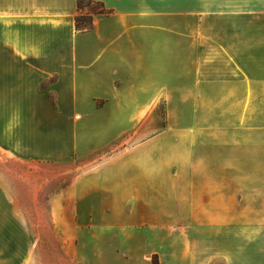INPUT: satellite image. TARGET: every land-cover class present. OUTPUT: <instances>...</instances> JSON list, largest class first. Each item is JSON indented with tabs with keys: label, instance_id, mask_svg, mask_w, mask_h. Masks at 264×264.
Instances as JSON below:
<instances>
[{
	"label": "crops",
	"instance_id": "crops-1",
	"mask_svg": "<svg viewBox=\"0 0 264 264\" xmlns=\"http://www.w3.org/2000/svg\"><path fill=\"white\" fill-rule=\"evenodd\" d=\"M78 1L0 0V146L22 161L63 158L46 117L83 115L80 101H91V116H141L160 99L232 100L238 110L247 101L246 156L238 144L230 159L246 177L218 171L208 157L184 175L183 196L165 185L164 203L159 174L145 171L143 157H123L102 178L108 187L91 177L79 195L107 189L117 217L127 194L152 195L155 221L206 232V239H168L170 264H264V0H92L110 13L95 14L88 31L76 27ZM23 211L0 173V264H151L145 239H107L101 225L91 232V255H49L35 246L45 240L32 239ZM223 227L232 239H221Z\"/></svg>",
	"mask_w": 264,
	"mask_h": 264
},
{
	"label": "rangeland",
	"instance_id": "rangeland-1",
	"mask_svg": "<svg viewBox=\"0 0 264 264\" xmlns=\"http://www.w3.org/2000/svg\"><path fill=\"white\" fill-rule=\"evenodd\" d=\"M82 6L87 16L104 11L98 3L88 0ZM50 102L62 105L59 100ZM149 102L145 101L143 106L148 107ZM152 102L154 108L141 116L106 113L91 116V101H80V107L87 112L83 115L48 114L46 133L53 137L52 141L58 137L64 143L61 159L22 161L0 146V173L15 188L26 221L31 225L32 239L45 240V244L35 245L41 251L49 255L74 251L91 255V232L95 233L101 225L107 239H145L144 251L151 264H170L168 239L174 237L181 242L185 238L206 239V232L185 227L183 222L169 225L155 221L149 211L152 195L139 196L135 191L127 194L120 211L122 217L115 214L119 212L110 204L107 189L103 188L106 194L97 192L99 196H91V189L79 195L80 184L91 177L101 178L102 187H108L102 178H109L112 166L121 158L143 157L145 171L159 174L160 200L166 203L162 193L165 185H172L165 193H174L177 199L183 196L184 175L199 171L206 158L213 159L212 166L218 171L226 172L236 169L230 159L238 144L240 156H246L247 130H242V125L247 118V101H240L239 110L234 106L237 101L232 100L175 98ZM56 118L62 119L57 127ZM183 156L188 157L187 163ZM129 167L135 169L136 162ZM237 171L246 177V167L242 169L241 165ZM244 189L246 185L241 186V196ZM216 231L221 239H232L231 227ZM59 239H65L63 245ZM47 263L56 264L59 260L51 258Z\"/></svg>",
	"mask_w": 264,
	"mask_h": 264
},
{
	"label": "trees",
	"instance_id": "trees-1",
	"mask_svg": "<svg viewBox=\"0 0 264 264\" xmlns=\"http://www.w3.org/2000/svg\"><path fill=\"white\" fill-rule=\"evenodd\" d=\"M84 1L85 0H79L78 1L79 14L76 17L75 23H76L77 29L88 31V30L93 29V26H94L93 18H94L95 14H107V13H110V10L106 7V5L104 3L96 2L100 6H102V9H104V11L95 13L94 15H91V16H87V15L83 14V6H82V4H83ZM88 1L93 2L92 0H88ZM106 9L108 11H106Z\"/></svg>",
	"mask_w": 264,
	"mask_h": 264
}]
</instances>
